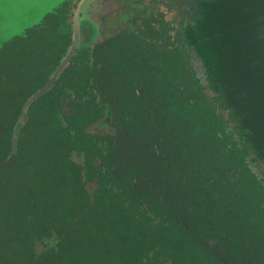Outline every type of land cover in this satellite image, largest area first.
Masks as SVG:
<instances>
[{
  "label": "trees",
  "instance_id": "1",
  "mask_svg": "<svg viewBox=\"0 0 264 264\" xmlns=\"http://www.w3.org/2000/svg\"><path fill=\"white\" fill-rule=\"evenodd\" d=\"M42 19L14 37L20 58L25 48L41 58L40 48L49 43L45 34L53 35L41 28ZM155 24L154 53L140 46L139 51L115 49L108 73L102 53L94 55L93 67L84 50L77 52L54 87L78 94V106L62 117L63 128L57 93H45L30 105L25 125L14 134L19 180L0 200L6 206L0 208V264H8V252L13 264H264V187L244 164L252 152L245 132L239 129L238 149L230 141L225 147L230 136L214 114L219 89L213 98L202 93L208 81L205 87L196 78L185 41L176 31L169 36L164 28L169 22ZM62 34L64 53L70 38L65 30ZM7 46L0 50L5 115L46 82L33 77L23 85L26 73H7ZM13 78L19 89L10 93ZM89 93L100 99V109L96 103L90 108ZM107 107L114 135L87 132ZM9 138L3 133L1 143ZM72 152L82 154L95 192L82 191L79 170L69 161ZM185 153L191 156L189 176L180 169ZM205 168L218 177L203 173ZM205 180L211 182L203 188ZM89 201L97 207L83 210ZM186 201L188 213L173 207ZM37 243L35 249L43 252L35 255Z\"/></svg>",
  "mask_w": 264,
  "mask_h": 264
},
{
  "label": "flooded vegetation",
  "instance_id": "2",
  "mask_svg": "<svg viewBox=\"0 0 264 264\" xmlns=\"http://www.w3.org/2000/svg\"><path fill=\"white\" fill-rule=\"evenodd\" d=\"M47 13H45L41 18L43 21L42 29L50 31V35L46 36V40L49 41L48 44L43 45L39 52L41 58L35 59L31 55H36L37 50L31 51L30 48L24 49V58L18 56V50H14V37L22 35L21 31L19 34L9 37L5 42L0 43V50L7 46V64L4 66L7 73L20 74L21 72L26 73L23 85H26L29 80L33 77L45 78L46 82L42 84L33 94L24 102L22 106H19L18 110L5 115V109L3 111L0 102V200H4L6 194H11L12 188H15L14 183L16 180V172L14 168V158H15V139L14 134H18L22 126L25 125L28 117L27 112L30 105L42 97L45 93H57L56 94V107H57V118L59 119V126L64 127V122L62 120L63 116H67L72 108L78 106V94L77 93H63L62 85L54 89L55 85L58 84L59 79L65 71V68L72 63L73 58L76 56L79 50H84L86 53V58L88 63L95 67L97 65L98 59L96 60L94 55L102 53L101 59L104 62V71L109 72L111 68V56L115 54V49L120 52L123 50L136 49L139 51L138 46L143 49L154 53V28L157 29L155 22L161 21L163 24L169 22L170 25H164V28L170 29L169 36H173L176 31L178 37L184 40L183 32L188 29L187 26L190 22L189 17L181 13L179 0H63L55 3L49 7ZM173 9V10H172ZM38 20L35 21V23ZM33 23V24H35ZM83 23V29L79 30V24ZM31 24L30 26H32ZM33 27V26H32ZM47 27V29H46ZM29 28V27H28ZM63 30L68 34L70 38L69 45L65 47L66 51L61 53L59 51L60 39H62ZM87 31L85 38L84 32ZM173 38V37H172ZM30 46L28 42L25 44ZM184 45V44H183ZM118 46V47H116ZM180 49L179 46L177 47ZM189 64L192 66V70L195 73L196 78L202 85L206 87L207 77L206 72H199L198 68L194 70L193 64L191 63L190 56ZM117 65H114L116 67ZM97 68V66H96ZM4 70L0 67V71ZM125 72V70H123ZM188 73L191 72L189 69ZM12 86L14 89H10V93H15V89H19L17 86L18 81L13 78ZM214 91L210 88L203 89L202 93H205L209 98ZM36 93H40L36 95ZM1 101V99H0ZM88 101L90 108L96 103L98 109L100 106V99L95 96L94 93H89ZM74 106L72 107L71 105ZM221 102H218L214 114L215 118L218 117V124L222 128L223 133L226 136H230L229 139L224 141L226 148H230L229 141L234 144L236 149L239 148V128L234 123L230 115L222 116L219 112ZM94 107V106H93ZM95 108V107H94ZM108 115V116H107ZM110 114L108 113V107L105 108V115L101 117L99 122L90 123L87 125V132L94 135L107 134L109 137L112 131L110 125ZM103 120L104 126L101 125L100 121ZM152 123V121H150ZM6 133L10 138L9 141L4 145L1 143V136ZM220 141L222 137L219 136ZM124 151L129 152L126 139H123ZM229 143V144H228ZM184 145V144H183ZM153 152L157 154L156 148L152 146ZM176 154H174L175 156ZM251 154H247L243 160L245 166L250 170V172L256 178L258 184L262 186L264 184V175L260 169L264 166L262 160H255L251 158ZM119 160L122 161L121 158ZM69 161L79 170L81 176L79 184L84 193L91 194L92 191L95 192L97 187L95 186V180L92 176V180L87 179L84 172V166H86L82 154L72 152L69 154ZM190 161L191 156L189 154L183 155L181 159V168L185 172L186 176L190 175ZM179 163V160H176ZM93 167V163H89ZM216 170L210 171L207 168L204 169L203 173L215 174ZM216 177H218L216 175ZM16 180V181H15ZM210 180H205L203 188L210 183ZM12 185V186H11ZM263 187V186H262ZM253 190H257L254 186ZM264 191V188H263ZM159 198V196L157 195ZM189 199V197H186ZM219 198V197H217ZM219 201V199H218ZM172 204V203H171ZM170 204V206H172ZM222 206V205H221ZM6 207L4 201H0V208ZM91 207H97L92 201H89L88 205H83V210H87ZM175 208H186V212L190 211L189 201L184 202L182 206L179 203L173 204ZM263 206H260V209ZM185 213V212H184ZM82 214H80L81 216ZM79 219L77 217L72 221L71 228H73L75 222ZM189 222H193L191 217H188ZM183 225L182 222H180ZM42 243V242H40ZM39 243L34 246L35 255L42 253L43 250L35 249L38 247ZM46 245H43L42 249H45ZM10 255L8 264H13V258L11 252L7 253ZM221 260V259H220ZM1 263V262H0ZM4 264V262H2Z\"/></svg>",
  "mask_w": 264,
  "mask_h": 264
},
{
  "label": "water",
  "instance_id": "3",
  "mask_svg": "<svg viewBox=\"0 0 264 264\" xmlns=\"http://www.w3.org/2000/svg\"><path fill=\"white\" fill-rule=\"evenodd\" d=\"M179 5L190 19L183 37L194 70L207 73L209 88L220 91V114L230 115L245 132L242 138L251 148V158L264 162V0H179ZM213 7L224 14L223 27H235L238 34L252 23L248 42L246 35L236 41L240 50L251 46L249 60L242 56L240 63V50H229L220 43Z\"/></svg>",
  "mask_w": 264,
  "mask_h": 264
},
{
  "label": "rangeland",
  "instance_id": "4",
  "mask_svg": "<svg viewBox=\"0 0 264 264\" xmlns=\"http://www.w3.org/2000/svg\"><path fill=\"white\" fill-rule=\"evenodd\" d=\"M59 1L63 0H0V43L30 27L31 24L35 23L36 20H39L50 10L49 7ZM211 12L214 23L220 25V43L223 42L224 47L229 50H240L238 46L236 47V41L239 37L246 35V42H248L249 34L253 29L252 23L246 26V31L238 34V29L235 27H223V21L227 20L224 18L220 8L213 7ZM83 27V23L79 24L80 31ZM84 35L86 38L87 31L84 32ZM248 44L252 43L249 42ZM242 56H246L248 60L251 58L250 45H246L240 50L237 57L240 63L243 61ZM260 169L264 175V166L260 167Z\"/></svg>",
  "mask_w": 264,
  "mask_h": 264
}]
</instances>
